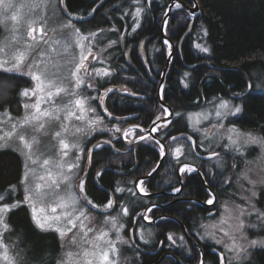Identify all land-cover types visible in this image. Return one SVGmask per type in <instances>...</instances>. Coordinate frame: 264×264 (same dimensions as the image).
I'll use <instances>...</instances> for the list:
<instances>
[{
  "label": "trees",
  "instance_id": "trees-1",
  "mask_svg": "<svg viewBox=\"0 0 264 264\" xmlns=\"http://www.w3.org/2000/svg\"><path fill=\"white\" fill-rule=\"evenodd\" d=\"M98 1L65 0V3L68 11L78 13L81 10L92 8ZM170 1L141 0V5H135L133 0H105L102 6L97 9L93 19L89 21L95 27L115 24L119 30L122 27V32L125 28L128 30L134 27L132 33L128 32L125 35L126 46L145 36L155 35V39H150V43L155 42L160 49L156 53L157 56L151 52L152 56H148V64L137 52V46L132 50L130 62L125 59L123 48L120 52L115 48L114 58L109 64L111 75L102 78L104 79L103 82L98 85V88L101 89L111 84L117 85L124 82L133 91L142 94L143 96L137 97L126 91H111L105 96L104 101L106 108L113 115L117 117L127 116L128 118H130L128 115H137L133 120L142 126H149L165 109L158 94L160 75L157 73L161 74L167 61V49L161 37V21L162 13ZM180 1L191 6L194 4L193 0ZM199 1L202 13L195 23L194 32L198 31L199 28L206 30L210 53L201 54L195 47L192 34H190L184 40L180 52L177 51L178 46H176V54L171 61V70L163 90L165 103L174 110V117L165 132L168 140L167 145L173 149L174 146L182 144L187 150L186 154L193 157L198 153L206 155V152L202 151L198 147L199 145L194 146L192 140L194 136L184 112L196 108L199 103L204 104V98L211 99L218 95L227 97L234 91L245 92L248 84L251 83L246 74L255 69L264 70V0ZM138 6H142L144 11L141 13V25L135 29L134 13ZM183 11L187 13L186 8L174 11L176 20L179 15L185 19L182 22L183 25L181 23L173 24L170 20V25H175L171 33L176 44L188 27L187 22H190L184 17L185 15H182ZM160 12H162L161 17ZM156 16L159 20L156 19ZM89 27L91 26H85L86 29ZM197 62L203 63L194 66ZM179 75L183 79H178L177 76ZM27 81L23 77L20 78L16 75L10 77V74L0 72V82L8 85L7 95L5 94L8 98L15 99L18 97L19 89L26 85ZM196 101H199L198 104ZM241 102L242 112L234 120L235 124L243 129L257 131L264 136V92H258L252 88V91L248 92ZM99 111L109 125L122 127L124 124L125 118L114 120L103 115L100 108ZM111 129L97 131L86 144L89 143L90 146L95 142L101 144L99 148L86 147V149H92V164L86 174V192L93 201L100 205L106 204L108 199H114L117 202L115 204L116 209H120L122 203L128 205L130 214L126 217L125 222L128 228H133L136 231L139 226H134V216L144 210L148 203L156 200L161 202L162 197L136 192L132 180L147 174L157 165L160 159V150L154 147V144L139 143L137 146L134 145L129 148L128 152L122 151L120 132L115 134ZM172 136L177 137V141H172ZM108 140L113 141L120 150H115L112 144L106 143ZM206 161L210 162V159ZM208 165H213V163L206 164V166ZM162 168L148 181V188L150 187L151 191H155L156 187L160 186L156 185L160 181L157 182L155 176L162 174ZM20 172L21 161L19 156L10 149L0 150V186L6 187L17 182ZM172 172L174 178L170 179L174 182V188L178 182L176 172L173 170ZM204 172L207 175L206 181L211 187L210 190L202 183L198 174L191 175L188 179V188L194 191L196 197L203 202L213 196L211 191L215 192V179L208 177L210 173L208 170ZM120 182L126 188L122 193L115 191L120 186ZM129 189L135 191V196L128 191ZM262 196L264 197V194ZM214 206V204L208 206L202 204L187 209L182 205L172 204L164 208H155L152 210V214L154 216L161 213L174 215L186 224L189 232H193L198 225L196 222L198 217H203L208 208ZM214 211L216 212H212L211 217L217 216V210ZM185 216L191 219L189 223L185 221ZM10 217L9 223L12 226V231L8 233L7 240L10 242L14 240L17 246L15 250L21 252L28 264H56L62 252L58 233L52 230L41 231L36 228L25 206L14 210L10 213ZM140 222L141 216L137 219V224ZM152 227L155 230V235L150 244L137 241L144 251L141 264H153L155 262L156 255L147 252L156 249L161 242L167 245V231L174 230L176 234H183V227L174 220L162 221ZM189 245L191 252L199 254L192 242H189ZM201 246L205 249L206 261L211 262V264H220V256L216 251L217 246L202 241ZM247 263L264 264V248L254 250Z\"/></svg>",
  "mask_w": 264,
  "mask_h": 264
},
{
  "label": "snow or ice",
  "instance_id": "snow-or-ice-1",
  "mask_svg": "<svg viewBox=\"0 0 264 264\" xmlns=\"http://www.w3.org/2000/svg\"><path fill=\"white\" fill-rule=\"evenodd\" d=\"M59 4L67 8L65 0H59ZM133 4L141 5V0H133ZM177 8H182L183 5L179 2L175 5ZM195 6V5H194ZM30 9H37L40 4L34 3L28 6ZM16 8V5L12 0H0V9L3 11L4 19H0V24L6 23L8 20L18 23V14L12 12L10 16L8 13ZM95 11V9H93ZM144 11L142 6L136 7L134 13V22L138 24L137 18L140 17ZM69 15H72L69 13ZM47 20L33 19L27 22V36L34 42L39 44L41 42L47 44L44 40L45 28L44 25ZM167 23V21H165ZM39 24L37 28L35 25ZM62 29L73 28V33L70 36L65 37L66 43L64 44V51L67 52L71 43H74L76 47L80 49L79 56H73L71 60L66 61L68 67V76H62L59 74V68L55 72H50L48 62L43 59L47 53L34 47V44H27L23 50L16 47L15 50L9 54L10 44L0 45V72L2 73H22L31 77L36 81L34 88H25L19 94L24 97L31 98L36 97V100L32 104H24L23 107L26 110L25 114L21 118H13L10 113L5 112L10 123V128L7 131L0 132V149L11 147L12 143H16L17 151L24 157V172L22 179L18 182L23 186V199H13V194L18 190L17 185H9L7 189L0 190V264H28L26 258L20 251H15L16 245L5 242V236L12 231V226L9 223L10 213L14 210L27 205L31 209L32 222L36 228L41 231L54 230L59 233L61 238L68 237L71 233L70 243H80L81 250L78 253L67 252L65 255L57 261V264H118L117 257L119 256V249L116 246V242L109 238V232L103 229H94L89 226L91 223V216L89 215L88 206L95 209L99 207L93 204L88 199L85 192V181L81 178L79 183L76 184L75 190H73L72 179L77 175V171H83L80 168V155H75L74 159L70 158V152L72 149H79L84 152L78 142H67L69 136L77 137L78 135H90L91 132L104 131L105 129H98L97 125L103 122V118L98 114L95 118L89 119L86 114L88 112L96 113V109L92 108L88 101L92 99H99L101 104L103 103V97H88L82 96L77 90L81 88H92L93 84L88 82L94 80L96 77L109 76L111 72L108 69H97L91 67L87 63L89 56L93 60L96 56L91 52L90 38H97V33H89L88 36H83L79 29H75L74 25L69 21L68 24L60 25ZM55 31V29H53ZM205 31L206 34V30ZM39 32L40 40H37L35 33ZM103 33V29L100 30ZM75 37V39H73ZM17 37L12 36V41H16ZM81 41H88L87 44ZM57 44L61 41L57 40ZM118 41H111L108 45L116 44ZM167 43V41H165ZM171 48V45H169ZM204 52H208L207 47H203L200 44L196 45ZM35 52V57L29 62V57ZM25 67L27 72H24ZM55 67V66H54ZM83 74V75H82ZM185 75H188L185 73ZM51 77V78H49ZM71 78L72 87L66 88L63 86L64 81ZM252 87L251 84L248 85ZM112 89H106V92H111ZM38 93H43L39 95ZM0 94H5L0 92ZM72 97L68 102L62 106L57 105L55 100L61 95ZM136 95V93H131ZM41 104L50 105V107L41 108ZM163 108V106H161ZM104 111L109 116L112 115L108 112L107 108ZM167 112V109L163 110ZM215 116L218 118L216 125L212 126L214 132L217 128H223L224 125L220 121L226 119L229 116H234L242 111L240 106H232L230 101L220 100L218 106L214 105ZM61 113H64L61 117ZM79 113V114H78ZM177 115H180L177 113ZM74 118L76 121L81 122L83 126H72L71 132L69 126L64 121H70ZM203 118L208 119V114H204ZM18 120V122H13ZM59 122V129L55 131L52 139L56 142L53 146L55 152V158L51 155H47L46 151L40 150V140L36 134L47 135L46 125L49 121ZM157 121L162 123L157 124ZM3 121L0 120V124ZM199 123V120L197 121ZM155 127L151 129V132L157 131L158 128L167 127L171 124V121L163 120V115L157 116L153 121ZM134 127H139L136 125ZM31 128L34 134H26V129ZM117 132H121L125 137L131 129L124 130L121 128L115 129ZM198 130V129H197ZM209 130H205L207 133ZM149 132L146 135H138L139 140H154V137ZM228 144L224 145L226 148H232L237 152H241V149L246 145H260L264 147V136L255 135L252 132H241L239 129L233 126L227 129ZM185 139H190L184 137ZM207 138V137H206ZM172 141H177V137L172 136ZM111 143V141H106ZM155 144L160 148V155H165V144L160 140H155ZM94 147H99L95 145ZM92 149L87 150V159L91 162ZM173 150L169 148L167 154H172ZM175 157L177 164H180L179 171L182 174L196 171V169L189 164H181L180 157L185 154L184 147L179 146L175 148ZM213 157H219V153L211 151L209 153V159ZM65 158H69L66 160ZM219 162V161H218ZM37 166L43 170L42 175H37ZM157 167H154L148 176H151L156 172ZM235 167V165H233ZM99 174V173H98ZM244 180L251 186L245 191L250 195L241 197L243 203L235 205V207L229 206L227 202L224 203V212L227 213V219L223 216L220 220V227L217 225H201L204 235L200 236V239L211 238L217 245H222L223 249L232 254L228 259V264H246L250 260L251 250L260 246L264 248V237L259 239H249L247 229L249 228H261L264 229V211L256 208L252 203L253 198L257 193L253 189L257 186H264V175H256L255 178H250L247 174H244ZM228 183L227 180L224 181ZM144 184L143 180L138 181L137 188L146 193V189L141 187ZM125 189L117 187L116 192H122ZM132 195L135 196V191L129 189ZM175 192H180V188H175ZM215 196H210L206 201L208 204H214ZM117 202L108 199L107 203L103 206L105 209H112L115 211L114 205ZM155 207V205H153ZM59 209V211H58ZM148 212L152 211V208L146 209ZM129 208L121 206L120 213L117 216H106L105 224H110L112 230L117 233L116 241L121 243H129L118 235L122 224L118 226V220L120 216H129ZM253 214L256 216V222L249 223L247 218ZM143 219H149L147 216H143ZM234 220L235 223H229ZM88 222V223H86ZM227 224L229 230H225L223 225ZM222 236L219 238L216 232L211 229H217ZM75 230V231H74ZM90 234L91 237H90ZM199 235V234H198ZM142 238V237H141ZM226 238V239H225ZM168 240L173 239V235L169 234ZM180 240L183 241L184 237L180 236ZM78 256V260H74V257ZM220 264H224L226 259L223 252L220 253ZM201 264H204L201 260Z\"/></svg>",
  "mask_w": 264,
  "mask_h": 264
},
{
  "label": "rangeland",
  "instance_id": "rangeland-1",
  "mask_svg": "<svg viewBox=\"0 0 264 264\" xmlns=\"http://www.w3.org/2000/svg\"><path fill=\"white\" fill-rule=\"evenodd\" d=\"M12 2L16 5V8L13 9L8 13V16L12 14V12H15L18 14L19 17V22H11L8 20L4 24H0V45L4 44H10L11 46L9 47L8 51L9 54L11 51L15 50L16 47H19L20 50H23L27 44H34V42L27 36V22L31 21L33 19H38V20H47V23L44 25L45 28V35H44V40L47 41V44L41 42L39 44H34V47L43 50L47 53L45 59L48 62V67L50 72H55L57 68H59V74L62 76H68V67L70 65H66V61L71 60L72 57L79 56L80 49L76 47L74 43H71V46L68 48V51H64V44L66 43L65 37L70 36L73 33V28H67V29H62L60 25L63 24H68L70 21L72 25H74L75 29H79L80 33L83 34V36H88L89 33L95 32L97 33V38H90L91 41V52L96 56V59L93 60L91 56H89V59L87 63L91 67H95L97 69H108L109 70V64L111 60L114 58V49L118 52L122 50V48H125V40H126V33L132 32L134 30V27H131L130 29L126 30L125 32H120L118 33L116 30L113 29H103V28H96L94 30H86L83 31L80 24L77 23V21L81 18L79 14H73L74 16L69 15L68 9L64 8L63 5L59 4V0H12ZM101 2V1H100ZM99 2V3H100ZM174 2L173 6L176 5L177 2L181 3L179 0H173ZM34 3L40 4V7L37 9H30L28 6ZM182 4V3H181ZM183 5V4H182ZM201 5V3H200ZM176 9H178L175 6ZM88 13V12H86ZM69 15V16H68ZM0 19H4L3 11L0 9ZM35 27L39 28L40 25L37 24ZM55 29V31H53ZM103 29V33L100 32V30ZM205 30V29H204ZM195 41L194 45L196 47L197 44L202 45L203 47H207L209 49L208 52L202 51L200 48H197L198 51L201 54H209L210 53V45L208 43V38H207V33L205 34V31L202 30V28H199L198 31L195 32ZM15 35L17 37L16 41H12V36ZM37 40H40V33L37 32L35 33ZM128 35V34H127ZM75 39V37H73ZM59 40L61 41L60 44H57L56 41ZM111 41H118L116 44H112L111 47L108 45L110 44ZM82 43L87 44L88 41H81ZM169 47V43L166 44ZM167 47V48H168ZM168 51L170 52V47L168 48ZM35 52L32 53V56L29 57V62H31V59L35 57ZM118 56V55H117ZM55 66V67H54ZM24 72H27V68L25 67ZM10 74V77L12 75H16L20 78H25L27 81L26 85L21 87L18 92V97L15 99H11L8 96L6 97V89L8 90V85L1 83L0 82V92L5 93V94H0V120L3 121L2 124H0V132L2 131H7L10 128V123L8 121L7 116L5 115V112L10 113L11 117L13 118H21L25 114V109L23 107L24 104H32L35 102L36 97L33 96L31 98L21 96L19 93L25 89V88H34L36 86V81L32 80L30 76L22 73H6ZM83 75V74H82ZM250 75V76H249ZM247 77L248 80L252 83V88L255 91L258 92H264V70H258L255 69L253 70ZM105 76H100L96 77L94 80H90L88 82L93 84L92 88H81L77 90L80 95L82 96H88V97H100L98 93V85L103 82ZM9 78V77H8ZM51 78V77H49ZM23 83L25 81H22ZM188 84V83H186ZM64 87L66 88H71L72 83H71V78L69 77L68 80L64 81L63 84ZM39 95H43V93H38ZM6 97V98H5ZM69 99H72V97L61 95L60 97H57L55 102L57 105H64L68 102ZM99 99H92L88 101V104L96 109V113L88 112L86 114L87 118L92 119L95 118V116L98 114L100 117L103 118L99 111V104L97 105ZM220 100H226L230 101L232 106H240L242 109V103L241 101H235L231 98H223V97H215L212 98L210 101L205 102L204 104H198L199 101H196V104L198 106L190 111L184 112V115L190 125L191 132L196 135V137H199L202 143V147L206 152V155H209L211 151H215L219 153V157H213L210 159L211 163H217L219 164V167L223 168L225 167V159L227 157V161H232L234 162L232 168L230 169V177H233V186L232 188L228 191L229 196L228 198H224L222 203L220 204V213L217 217H208L204 218L201 217L200 221L198 222V225L194 229L195 235L198 239H200V236L204 235V229L201 228V225H217L218 228L221 226L220 225V220L222 216L227 219V213L224 212L223 205L225 202L229 204L231 207H235L237 204L243 203L241 197L243 196H248L250 195L249 192L245 191V189L250 188L251 186L247 183L246 180H244V174H247L250 178H255L256 175H264V147L260 145H246L244 146L241 151L243 155H241V152H237L232 148H226L224 145L228 144V133L227 129L231 128L234 124L232 121L240 116L241 112L234 115V116H229L226 119L220 121L224 125L223 128H217L213 132V134L208 135V132L205 133V130H210L211 126L216 125L218 122V118L215 116V111H214V105L219 104ZM105 101V99H104ZM105 103V102H104ZM45 107H50V105L47 104H41V108ZM167 112H162L159 114L163 115V120H166V115L169 114L168 107H166ZM79 114V113H78ZM204 114H208V119L205 120L203 118ZM61 117H63L64 113L60 114ZM199 120V123L197 121ZM13 122H18V120L13 121ZM66 124L69 126V131L71 132L72 126L75 125L77 127L83 126L81 122L76 121L74 118H72L70 121H64ZM162 123V121H159L158 124ZM237 129H239L241 132H252L255 135L263 136L257 131L254 130H249V129H243L240 126L234 124ZM98 129H111L115 134L118 133L115 129L116 128H121L120 125H109L108 122H106L103 118V122L101 124L97 125ZM161 128H158L160 130ZM198 129V130H197ZM59 129V122L57 121H49L48 124L46 125V131L47 135L44 134H36L37 138L40 140V150L41 151H46L47 155H51L55 158V152L53 150V146L56 144V142L52 139V136L55 131H58ZM99 131V130H98ZM155 131V132H157ZM97 132V131H96ZM96 132H91L90 135L84 136V135H78L77 137H72L69 136L67 139V142H78L81 146V148L84 149V152H81L79 149H72L70 152V158L74 159L75 155H80L82 159L80 160V168L83 171H77V175L72 179V185H73V190H75L76 184L79 183V180L82 178L85 181V192H86V174L88 173L92 162H89L87 159V146H90L89 143L88 145L87 142L88 140L93 136L94 133ZM133 133V131H132ZM26 134L32 135L34 134L32 132L31 128L26 129ZM207 137V138H206ZM148 142H151L154 144L158 150H160L159 146L155 144V141L153 140H146ZM100 146V145H99ZM183 146L184 145H177L174 146L175 148ZM11 150H13L20 158L21 161V172L20 176L17 182L15 184H10V185H17L18 190L13 194V199H23V186L20 185L18 182L22 179L23 172H24V157L20 154L19 151H17V145L16 143H12L11 147H8ZM90 148L94 149L95 147L90 146ZM185 149V148H184ZM173 150V151H174ZM175 154V152H174ZM66 160H69V158H65ZM224 160V161H223ZM219 161V162H218ZM193 166V165H192ZM194 167V166H193ZM195 168V167H194ZM43 170L37 166V175H42ZM143 180L141 177L136 180H132V184L134 187L137 188V183L138 181ZM9 186V185H8ZM5 187L4 189L8 188ZM122 182H120L119 188H123ZM141 187L146 189L145 184H143ZM1 190V189H0ZM3 190V189H2ZM137 190H139L137 188ZM257 195L255 198H253L252 203L255 204L256 208L264 211V197L262 194H264V186H257L255 189ZM140 191V190H139ZM122 193V192H120ZM87 194V192H86ZM87 197L89 200L93 202V204L98 205L99 207L93 209L91 206H88V211L89 215L91 216V223L89 226L93 227L94 229H103L105 231L109 232V238L112 239L113 241L116 242V246L119 249V256L117 257L118 264H129L132 260V257L136 255V248L135 244L133 242V239H131V236L129 237L127 234L131 232L132 230L128 228L127 223H125V218L126 216H120L118 220V226L120 224L123 225L122 228H120V231L118 233L119 236L124 238L125 240H128L129 243H121L120 241H116V235L114 230H112L110 224H105V217L106 216H117L118 213H120V209H116L113 211L112 209H105L103 206L105 205H100L99 203H96L89 197L87 194ZM114 200V199H112ZM26 209H28V212L30 213L31 216V209L27 206L24 205ZM115 207V205H114ZM121 208V207H120ZM59 211V209H58ZM150 218L151 215H148ZM247 222L249 223H254L256 222V216L253 214L251 217L247 218ZM88 223V222H86ZM229 223L234 224L235 221H229ZM225 230H229L227 227V224L223 225ZM217 229H211L216 232L217 237L219 238L222 236V233H220ZM54 231V230H52ZM75 231V230H74ZM57 233V232H56ZM137 233L139 235V239L142 242L150 244L152 241V237L155 235V230L152 226L150 227H144L137 229V231H134V234L136 236V241H137ZM199 234V235H198ZM247 234L249 239H259L261 237H264V229H261L259 227L257 228H249L247 229ZM59 235V233H58ZM71 233L69 234L68 237L61 238L60 235V240L62 244V252L60 253V256L58 257L57 261H59L67 252H73V253H78L81 250L80 243L78 242L77 244H71L70 243V238H71ZM92 234H90L91 237ZM8 233L5 236V242L9 244H14L15 242L13 241H8L7 240ZM180 236L182 235H177L174 234V237L178 240H180ZM187 236V235H186ZM142 237V238H141ZM184 237V236H183ZM188 237V236H187ZM226 239V238H225ZM186 238L184 237L185 241ZM180 240L181 244L185 245V243ZM202 242H209L214 244L215 246L218 247L215 248L218 251L219 256L220 253L223 252L226 259L224 261V264H228V259L231 258L232 254L225 251L223 249L222 245H217L214 240L211 238H204L200 239ZM17 242V241H16ZM127 245V246H125ZM257 248H261L260 246H257L256 248L251 250V255L250 259L252 257V253L254 250ZM16 251V250H15ZM79 257L75 256L74 260H78ZM220 262V259H219ZM248 262V261H247ZM246 262V264H248ZM57 264V263H56ZM235 264V262H234Z\"/></svg>",
  "mask_w": 264,
  "mask_h": 264
},
{
  "label": "flooded vegetation",
  "instance_id": "flooded-vegetation-1",
  "mask_svg": "<svg viewBox=\"0 0 264 264\" xmlns=\"http://www.w3.org/2000/svg\"><path fill=\"white\" fill-rule=\"evenodd\" d=\"M172 1L173 0H171L166 5V7H165L166 9L164 10L163 13L160 12V17H161V13H162V21H161V32H162L161 34H162V36L161 37H162V41L164 42V44L166 46V49H167V61L165 63V66H164L161 74L157 73L158 75H160L159 88H160L161 85L162 86L165 85L166 80H167V76L169 75L170 70H171V61H172L174 55L176 54L175 53L176 52V46H171L170 52H169L168 51L169 47L166 45L167 43L170 44V42H173L174 45L176 44V42L174 40V36L171 33V31L173 30L175 25L171 26L170 25V20H171V22H173V24L174 23H181L182 25H183L182 22L185 21V19L183 17H181V15H179V17H177L178 18L177 20L175 19L174 11L176 10V8H175V6H172V7L170 6ZM104 2H105V0H99L97 3H95V5L92 8L87 9V10H81L78 13H72V12L69 11V13L72 14L70 16H74L73 14H79L81 16V17H79L81 19H79L77 21V23L80 24V26H81L83 31H86L88 29L94 30L96 28H103V29H110V28L113 29V28H115L114 30H116L118 33H120V32L122 33V27L119 30L118 27L115 24L108 25V26H102V25L100 26L99 25L98 27H95L94 25L90 24L89 21L91 19H93V16H95L97 9H99V7L102 6V4ZM181 3L183 4L182 8H186V10H187V13L186 12L184 13V11H183L182 15H185L184 17H186L187 19L190 20V22H187L188 23V27L184 30V33L182 34L181 38L178 41V43H182L183 44L184 40L190 34H192L193 41H195V34H196L195 32L197 31L196 30L194 32L195 23L197 22L198 17H200V14L202 12H201V8H200V10H197L195 8V6H194L195 3L192 6L188 5L186 3L184 4L182 1H181ZM182 8H178V9H182ZM93 9H95V11H93ZM86 12H88V13H86ZM179 14H181V13H179ZM121 19H122V16H121ZM137 20H138V24L140 26L141 25V20H142V14L140 15V17ZM165 21H167V23H165V25H163ZM86 25H89L91 27L86 29L85 28ZM139 26H137V23H135V29L139 28ZM189 28H191V29L189 30ZM126 30L127 29L125 28L123 30V32H125ZM188 30H189V32L187 33ZM130 33H132V32H130ZM186 33H187V35L185 36ZM154 37H155V35H152V36H145L142 39H140L141 41L147 39V43L144 44L143 49H141V46H137V52L141 55V57L143 58V60H144V62L146 64L149 63L148 56H150V55L152 56V54L153 55L156 54L159 51V49H160L158 46H156L155 42H151L150 43V39H152ZM165 41H167V43H165ZM132 42H134V41H132ZM131 43L128 46H125V48L123 47L125 59L128 60L129 62L132 60V50L135 47V46H131ZM177 48H178L177 51L180 52L181 46H178ZM151 52H152V54H151ZM172 52H173V56H172V58H171V60H170V62L168 64L166 72L164 73L165 67H166L167 62H168V58L170 57V54ZM156 56H157V54H156ZM111 85H115V84H111ZM117 85H127L131 89L132 92L136 93L135 91H133V89L128 84H126L124 82L121 83V84H117ZM106 87H104V88H106ZM104 88L98 89L99 95H101L102 90ZM247 90H248V88H247ZM247 90L245 92H241L240 94L246 93ZM126 92H129V91H126ZM136 94H138L140 96H143L142 94H139V93H136ZM158 94H159V92H158ZM233 94L234 93H230V95L227 96V98H231V99H233L235 101H242L245 98L244 97L242 99H238V98L233 97L234 96ZM137 97H139V96H137ZM218 97H223V96H218ZM161 103H162V105L164 106L165 109H166V107H168V110H169V114L166 115V117H168L166 120L172 121V119L174 117V110L172 109L171 106L167 105L165 103V101H163ZM98 104H99V100H98L97 105ZM99 108H100V106H99ZM170 108L172 109V113H170ZM101 112H102V110H101ZM102 114H103V112H102ZM128 116L130 118H128L127 116H122V118H125L123 120L124 124L122 125V129H124V130L131 129V131L128 132V135L126 137L120 132L119 136H120V139L122 140V151L125 150L126 152H128L129 148H132L134 145L137 146V144H139V143H146L147 145H153L151 142H148L146 140L142 141V140L137 139L138 135H146L149 132H151L150 129L155 127L153 122L149 126H142V125H139L138 123L134 122V120H133V118L136 117L137 115H128ZM232 123H233V121H232ZM136 125H139V127L138 128L134 127ZM167 127L161 128L157 132H151V135L154 137L153 141L160 140L161 143L165 144V153L166 154L163 155V156L160 155L159 162H157V164H159V167L157 168L156 172H154L150 177L146 178L148 173L153 169L152 168L147 174H144V175L141 176V178L143 179L144 184L146 186V193L137 190V188L135 187L136 192H139L141 194H145V195H151V194H154V193L157 194L159 197H162L161 198V202L156 200V201L148 203L144 210H142L138 215L134 216V221H135L134 226L138 225L139 227L144 228V227H150V226H154V225L160 224L162 221L174 220V221L178 222V224L181 227H183V234H179V235H182V236H184L186 238V240L183 241L185 243V245L181 244L180 240H178V238L176 239L174 237V234H176V232L174 230L167 231L166 232V238L168 237L169 234H172L175 243H173L172 240H168L167 239L168 240L167 245H165L164 242H161L156 249L150 250L149 252H147V253L156 255V258H155L156 260H155V262L153 264H201V260H203L204 264H211V262L206 261L205 249L203 248V246H201L200 239H198L196 237L194 231L193 232H189L186 224H184L179 218H177L176 216L171 215L169 213H161V214H158V215L154 216L152 214V211L148 212L146 209L147 208H152V210H153L155 208H164V207H166L168 205H172V204L182 205L185 208L189 209V208H192L193 206L206 204V201L203 202L201 199H198L196 197V195H195V192L190 190V188H188V179H189V177L191 175L198 174L199 177H200V180L202 181V183L206 186L207 189L210 190L211 187L206 181V176L207 175L204 172L205 170H208L210 172L208 177L210 179L211 178L215 179V184H214L215 192H213V191H211V192L216 197V199L214 201V205L215 206L208 208V211L205 212L203 217L204 218L211 217L210 216L211 213L212 212H216L214 210H217L218 213H216V214L218 216L219 213H220V204L222 203L224 198H228L229 196H232V195L228 194V193H230L228 191L233 186V177L232 176L230 177V169L232 168L234 162L227 161V157H226L225 163H224L225 164L224 168H223V166L219 167V164H217V163H214L213 165L206 166V164L210 163V162L206 161V160L209 159V156H207L205 154H199V153H198V155L196 154L194 157L193 156H188L186 154L187 150L184 147L185 148L184 149L185 154L180 157V163L181 164L193 165L195 167L196 171L189 172V173H186V174L180 173V171H179L180 164H177V162H176V157H175L174 151L172 152V154H167L168 150H169V145H167V142H168L167 134L165 133L166 130H167ZM132 131H133V133H132ZM209 132H210V130H209ZM209 132H208V135H210ZM193 136L194 137H192V140L194 142V146L197 147V145H199L198 147L202 151H205L203 149V147H202V143H201L200 138L196 137V135H194V134H193ZM95 145H101V144H99L97 142L91 144V146H93V147ZM99 147H97V148H99ZM154 147H156V146L154 145ZM4 149H10V148H4ZM4 149H0V150H4ZM172 150H174V149H172ZM160 162H161V164H160ZM205 166H206V168H205ZM155 167H157V165ZM161 167H163L162 168V174L160 176L156 175L155 176V180L157 182L160 181L162 183L159 182L158 184H156V185H160V186H157L155 191H151L150 187L148 188V186H149L148 181H150L152 176L155 173H157ZM122 170H123V166H122ZM172 170L174 172H176V177H177V182H178V185L175 186L174 188H173V183L174 182L172 181V179H170V178H174V175L171 174ZM130 172H132V169H130ZM139 178L140 177H136L135 182ZM225 180H227L228 183H225L224 182ZM13 184H15V183H13ZM2 187L0 186L1 190L5 188L4 186H2ZM175 188H180L181 191L180 192H175L174 191ZM122 189L126 190L125 187H123ZM153 196H156V195H153ZM153 205H155V207H153ZM211 205H213V204H211ZM122 206L128 207V205H126L124 203H122ZM129 213H130V210H129ZM148 215H151V217L149 219H143V216H147L148 217ZM139 216H141V222L137 224V219L139 218ZM126 217H128V216H126ZM201 217H198L199 219H197V220L195 218L196 222H199ZM184 219H185V221L187 223H189L191 221V219L188 216H185ZM124 220H126V218ZM139 227L137 229H139ZM184 227L187 229V231L189 232V234L191 235L193 240L189 239L186 236V234L184 232ZM130 229L132 231L129 232V234H127V235L129 237L131 236V239H133V242H134L135 248H136V255L134 257H132V260H131V262L129 264H141V262L143 261L144 251H143L141 245L138 244V242L142 243V241L139 239V235L140 234L137 233V241H138L137 242L136 241V236L134 234L135 230H133V228H130ZM137 229H136V231H137ZM189 242H192V244L198 249L199 254H196L195 252L193 253V251L192 252L190 251ZM125 246H127V245H125ZM176 248H177V251H176ZM145 251H148V250H145ZM175 252H177V253H175Z\"/></svg>",
  "mask_w": 264,
  "mask_h": 264
},
{
  "label": "water",
  "instance_id": "water-1",
  "mask_svg": "<svg viewBox=\"0 0 264 264\" xmlns=\"http://www.w3.org/2000/svg\"><path fill=\"white\" fill-rule=\"evenodd\" d=\"M194 1V3H195V8L197 9V10H200V8H201V5H200V1L199 0H193ZM181 2V1H180ZM173 4H174V2H172L171 3V7L173 6ZM163 25H165V22H164V24ZM191 28H189V30H190ZM189 30L187 31V33L189 32ZM187 33L185 34V36L187 35ZM164 34V33H163ZM144 44H145V40L144 41H142V43L140 44V46H141V49H143V46H144ZM172 56H173V52L170 54V57L168 58V62H167V65H166V67H165V70H164V73L166 72V69H167V67H168V64H169V62H170V60H171V58H172ZM162 83V82H161ZM106 89H112V91H129L130 93H134V92H132L131 91V89L127 86V85H109V86H107L106 88H104L103 90H102V93H101V95H100V97H103V103L101 104V102H100V100H99V106H100V109L102 110V112H103V114L105 115V116H107V117H109V118H111V119H114V120H123L124 118H122V117H117V116H115V115H111V116H109L108 115V113L107 112H105L104 111V108H105V105H104V99H105V96L109 93V92H106ZM251 90V88H249V90H248V92ZM246 94H242V95H240V96H233V97H235V98H241V97H244ZM134 96H139L140 97V95H138V94H136V95H134ZM170 113H172V109L170 108ZM168 117H166V119H167ZM157 123H159V121H157ZM152 129V128H151ZM150 129V130H151ZM211 129H212V127H211ZM210 129V132H209V134L211 135V134H213V131ZM109 141V140H108ZM111 141V140H110ZM110 144H112L113 146H114V149L115 150H120L116 145H115V143L113 142V141H111V143ZM160 164H161V162H160ZM147 177H150V176H146V178ZM152 196L153 195H157V194H151ZM216 198V197H215ZM205 205H211V204H208V203H206ZM184 232H185V234L188 236V238L189 239H191V240H193L192 239V237H191V235L189 234V232L187 231V229L184 227Z\"/></svg>",
  "mask_w": 264,
  "mask_h": 264
},
{
  "label": "bare ground",
  "instance_id": "bare-ground-1",
  "mask_svg": "<svg viewBox=\"0 0 264 264\" xmlns=\"http://www.w3.org/2000/svg\"><path fill=\"white\" fill-rule=\"evenodd\" d=\"M185 4V3H184ZM156 19L157 20H159V18L156 16ZM144 41V40H143ZM142 43V41L139 39V40H137V41H134V42H132L131 43V46H140V44ZM147 43V39H145V44ZM170 45L171 46H182V43H177V44H175L174 45V43L173 42H170ZM201 63H203V62H197V63H195L194 64V66L195 65H198V64H201ZM180 72H182V69H180ZM250 74V72H248L247 74H246V76H248ZM250 76V75H249ZM177 78L178 79H180L181 78V75H179V76H177ZM181 79H183V78H181ZM251 84V83H250ZM249 85V84H248ZM163 90H164V86H160V88H159V98H160V101L161 102H163L164 101V98H163ZM248 90H249V87H248ZM248 90H247V92L246 93H244V94H247L248 93ZM250 91H252V87H251V90ZM249 91V92H250ZM231 93H234L233 95L234 96H240V95H242V94H240L241 92H236V91H234V92H231ZM219 96V95H218ZM217 96V97H218ZM221 96V95H220ZM245 97V96H244ZM244 97H241V98H238V99H242V98H244ZM213 98H215V97H213ZM212 99V98H211ZM211 99H207V98H204V101L205 102H208V101H210ZM105 105V104H104ZM106 108V107H105ZM109 112V111H108ZM237 118V117H236ZM235 118V119H236ZM234 119V120H235ZM234 120H233V122H234ZM234 124H235V122H234ZM211 129V128H210Z\"/></svg>",
  "mask_w": 264,
  "mask_h": 264
}]
</instances>
